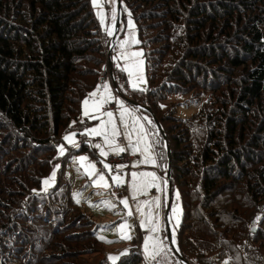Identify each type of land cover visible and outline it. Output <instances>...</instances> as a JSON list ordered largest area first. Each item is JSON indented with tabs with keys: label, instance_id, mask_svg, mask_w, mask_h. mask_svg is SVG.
<instances>
[{
	"label": "trees",
	"instance_id": "16d2710c",
	"mask_svg": "<svg viewBox=\"0 0 264 264\" xmlns=\"http://www.w3.org/2000/svg\"><path fill=\"white\" fill-rule=\"evenodd\" d=\"M123 3L136 25L147 82L142 92L130 89L114 67L111 89L150 109L166 136L171 194H178L181 214L178 253L188 264H264V0ZM93 14L88 0H0V264L25 263L32 222L40 223L38 231L52 227L50 243L65 226L88 219L60 172L47 195L32 196L28 185L39 184L57 160L63 169L65 159L88 148L83 131L93 121L81 117L80 102L99 84L106 56ZM129 105L144 123L163 178L162 136L152 117ZM179 105L195 112L183 120ZM68 133H75L77 150L66 148L58 158L56 146ZM91 240L89 230L66 234L63 242ZM59 246L62 258L75 254ZM139 263L134 253L119 264Z\"/></svg>",
	"mask_w": 264,
	"mask_h": 264
},
{
	"label": "rangeland",
	"instance_id": "374dc122",
	"mask_svg": "<svg viewBox=\"0 0 264 264\" xmlns=\"http://www.w3.org/2000/svg\"><path fill=\"white\" fill-rule=\"evenodd\" d=\"M89 6L93 10V15L95 20L98 22V32L102 35L106 42H104V49L106 52V56H104L103 64L99 69V75L103 69L108 70V63H107V56L109 48L111 50L110 60L112 63V68H117L116 70L122 71L124 76H126V86L130 89L132 88V82H137L138 87L137 89L142 92L146 88V75H144V61L142 60L143 50L139 45L138 35L136 34L135 30V22L130 18L128 7L123 3V0H118V6L120 9V27L117 30V36L115 41L112 43V47H110V43L113 37V27L115 24V13L117 11L116 0H95V5L93 0H88ZM213 14V13H212ZM236 18V17H235ZM242 19V18H241ZM221 27V24H219ZM175 32L179 31V28H174ZM206 30H208L206 28ZM226 30V28H225ZM111 32V34H109ZM107 34V35H106ZM150 34V33H149ZM155 34V33H154ZM232 38L235 39L234 35ZM150 47V46H149ZM153 47H151L152 49ZM228 52V51H226ZM134 53H140L139 56H134ZM246 63L248 60H245ZM223 67V66H222ZM226 66L223 68L225 69ZM124 69H129L133 72V76L130 78L128 72ZM217 70V69H215ZM229 68H226L223 72L228 71ZM241 70V69H239ZM231 71V70H230ZM231 76H238L242 75L243 73L237 71H231ZM215 73V72H214ZM225 79H229V75L226 73L224 74ZM114 77V76H113ZM142 77L143 82H139L138 78ZM223 81V80H222ZM225 81V80H224ZM100 82V77H99ZM222 84V83H220ZM105 85H107V92L105 91ZM219 85V84H218ZM140 89H143L142 91ZM98 90V91H97ZM96 92V97H90L89 94ZM111 94V99L109 102L105 103L99 112L93 110V102L98 100L101 95L107 96ZM87 94L86 98L82 99L80 102L81 106V117L84 119H88L93 121V123L87 127L86 130L83 131L84 136L86 138L85 143L88 144L89 140H97L100 139L99 142H92L86 145L87 150L83 153H74V155H70L67 159L64 160L65 164L63 169H61L60 160H57L55 164L47 172V176H43L40 180V183L31 186L28 185L30 188V194L32 196H38L39 194H46L48 190L53 187L56 183L57 179V172H60L61 175L64 177L65 181L69 185V190L71 192V199L73 204L77 206L79 212L83 214L85 217H88L86 220L77 219L75 223H70L68 218H66V226L62 229L63 232H59L56 236L51 239L49 243V232L52 229L51 226L49 227H42L43 231H38L36 227H40V223L33 222L29 226L35 233L33 236V240H31L28 246H23L26 248L27 251V259L25 263L23 259L19 262L17 260H13V264H48L44 261L45 256L49 258V264H119L124 257L129 256L130 254L133 255L134 253L138 254L140 257L139 264H148V261L145 259L147 255L144 251V242L145 240L151 235L154 237H158L160 241H162L163 252L156 257L155 260L151 262V264H181L178 257L173 254L178 253V245L176 242V227L178 221H180V211H179V200L177 199L176 192L170 195V202L167 200V190L164 184L165 179V169L163 178L156 172L157 169V159H155L153 154L152 146L149 143L148 136H145V143L151 146V154L153 159H155L156 163L153 165L151 163H142L144 160V156L140 155L139 152H133L132 150H128L123 152L128 159L130 160L126 164H119V165H126L122 170H118L115 165L108 164L105 160L107 156H114L117 155L112 153L107 147H105V151L108 152L107 156H101L99 154L100 150L95 147V145L100 144L103 146V138L100 136H93L88 135L87 130L99 127L101 125V121L106 120L107 117L103 115L106 111H111L114 114V123L118 126L121 135L117 137V142L124 147H127L128 140L125 138V128L122 124H120V112L121 107L120 105L123 104L125 108L131 113V116H126L125 120L130 124L132 117H135L139 120V123L143 125V121L139 114H137L135 109H133L129 104H126L125 100L118 94H116L111 89V82L107 81L105 84L100 85L97 84L91 92ZM207 95V94H205ZM89 100V104L87 108L91 115L99 116V119H92L90 116H85V105L84 101ZM168 101H177L175 97L168 99ZM193 106L183 107V105H179L178 109H176V115L180 118L185 120L186 118L191 117L192 113L195 112L193 110ZM144 115H142L143 117ZM144 128V127H143ZM68 133L67 135H70ZM66 135V136H67ZM74 141L77 143L76 136L73 137ZM137 139L136 134H133L132 140L135 142ZM63 146L65 151L63 154L60 153V147ZM141 148L144 147L142 143L140 145ZM57 148V157L60 158L66 154V148H72V151L77 150V147H74L72 143H69L63 138L62 143L56 146ZM121 154V153H120ZM119 154V155H120ZM84 156L87 157V161L85 165L88 163L94 164L96 168L97 174L103 173L109 187H98L95 186L94 181L97 179V176L94 175L89 177L85 172V167L81 166L79 162V157ZM108 164L111 166L112 171L109 172V169L105 168L104 165ZM53 172L55 173L54 178H52ZM132 172H147V173H155L157 180L156 184L159 185L157 187H149L144 194L137 193V200L132 199V187H131V173ZM120 174L124 183L120 186L116 185L112 181V175ZM48 180V183L45 184V181ZM122 187V195L117 196L114 192L115 188ZM27 191V190H26ZM28 192V191H27ZM26 198L21 199V203L26 201ZM154 198H159L160 207L158 209H154L153 215L156 217V222L158 224V231L156 233H149L145 230V228L141 227V221L143 217L140 216L139 213L136 212V204L138 201H151ZM122 199H127L129 203V208L132 210V215H128L129 209H126L121 203ZM40 207V206H39ZM166 209H168L166 213ZM146 210V209H145ZM38 212H41V208H37ZM37 212V213H38ZM36 213V214H37ZM77 225V228L74 230L72 225ZM126 227L121 230V225H125ZM170 230V242L167 239V230ZM59 231H62L58 229ZM93 231L94 237L96 242L91 240L90 242L87 241L85 243H81L77 246L70 244L66 245L63 242L64 236L66 234H77L78 232H85V231ZM38 233H41L39 236ZM123 236H130L131 239L122 238ZM31 236V235H29ZM29 237V238H32ZM103 239H102V238ZM29 238L27 240H29ZM172 242V244H171ZM27 242H24L26 244ZM71 247L74 250V255H66L63 258L61 255L63 254V250H61V246ZM43 248L44 250H42ZM80 248L84 249H91L90 251L82 250L79 251ZM66 250V249H65ZM72 251V250H71ZM41 252V256L38 257V262L35 261L37 254ZM73 252V251H72ZM37 253V254H36ZM35 255L34 261L31 260L32 256ZM110 256L118 257L117 260L112 261L109 259ZM22 257H25L23 255ZM30 259V260H29ZM54 260L55 262L53 263ZM225 261L220 262L219 264H224Z\"/></svg>",
	"mask_w": 264,
	"mask_h": 264
},
{
	"label": "snow or ice",
	"instance_id": "6c2138e0",
	"mask_svg": "<svg viewBox=\"0 0 264 264\" xmlns=\"http://www.w3.org/2000/svg\"><path fill=\"white\" fill-rule=\"evenodd\" d=\"M94 5H95V0H93ZM111 34V32L109 33ZM134 56H139L140 53H134ZM125 71L128 72L129 77L131 78L133 76V72L129 69H124ZM139 82H143L142 77L138 78ZM105 91L107 92V85L104 86ZM138 83L137 82H132V88L137 89ZM141 91L143 89H140ZM98 91V90H97ZM90 97H96L97 93L93 92L89 94ZM111 99V94L109 93L107 96L101 95L98 100H95L93 102V110L96 112H99L103 105L107 102H109ZM85 111L84 115L85 116H90V112L87 108V105L89 104V100H85L84 102ZM121 107V112H120V124H122L125 128V138L128 140V145L127 147L121 146L117 142V137L121 135V132L118 128V126L114 123V114L111 111H106L103 113L104 116L107 117L106 120L101 121V125L99 127H94L89 130H87L88 135H93V136H100L103 138V146L100 144L95 145L96 148L100 150L99 154L101 156H107L108 152L105 151V147H107L112 153L119 155L120 153H123L128 150H132L133 152H139L140 155L144 156V160L142 163H151L155 164L156 161L153 159L152 154H151V146L145 143V136L146 132L143 128V125L139 123V120L135 117H132L131 123L129 124L126 120V116H131V113L128 111L127 108L123 106V104L120 105ZM90 118L92 119H99V116L91 115ZM149 123H151L149 121ZM133 134H136L137 139L135 142L132 140ZM75 136V133H72L70 135H67L64 137L66 141L69 143H72L74 147H78L76 142L74 141L73 137ZM144 144V147L141 148L140 145ZM65 151L64 147H60V153L63 154ZM87 161V157L81 156L79 157V162L81 166L85 167V172L89 177H92L94 175L97 176V179L94 181L95 186H102V187H109V184L107 183L105 176L103 173L97 174L96 168L94 164L88 163L85 165V162ZM105 168L109 169V172L112 171V168L110 165L105 164ZM126 165H117L116 168L118 170H122ZM131 187H132V199L137 200V193L139 194H144L146 190L149 187H157L159 188V185L156 184L157 177L155 173H147V172H132L131 174ZM55 173L53 172L52 178H54ZM112 181L120 186L124 183L122 176L120 174L112 175ZM48 183V180L45 181V184ZM178 195V194H177ZM121 203H123L124 207L126 209H129L128 215H132V210L129 208V203L127 199H122ZM160 207L159 203V198H154L151 201H138L136 204V212L140 214L141 217H143L141 221V227L145 228L146 231L149 233H156L158 229V224L156 222V217L153 215L154 209H158ZM146 209V210H145ZM121 230L123 232V229L126 227L125 225H121ZM102 238V237H101ZM122 238H127L131 239L130 236H123ZM103 239V238H102ZM144 251L147 254L145 256V259L148 261V264H151L153 260L156 259L158 255L163 252V246H162V241L159 240L158 237L154 236H149L145 242H144ZM109 259L112 261H115L118 259L116 256H110ZM224 264H228V261H225Z\"/></svg>",
	"mask_w": 264,
	"mask_h": 264
},
{
	"label": "water",
	"instance_id": "95a60500",
	"mask_svg": "<svg viewBox=\"0 0 264 264\" xmlns=\"http://www.w3.org/2000/svg\"><path fill=\"white\" fill-rule=\"evenodd\" d=\"M116 6H117V11L115 13V24H114V27H113V37H112V41L110 43V47H112V42L115 41L116 39V36H117V30H118V27H120V9H119V6H118V0H116ZM111 50L112 48H109V51H108V56H107V63H108V74H109V77H110V82H111V86H112V89L115 90V80H114V77L112 76L111 74V70H112V62H110V56H111ZM126 104H131L132 106H135L137 107L138 109H141V111H144L145 113H147L150 117H152L153 121H154V125H155V128H156V131H158L161 136H162V142L165 146V158H166V166H165V179L163 180L164 181V184L165 186L167 187L166 190H167V200L168 202H170V194H171V186H170V180H171V172H170V166H171V158H170V149H169V146L166 142V136L164 134V132L161 130L160 126H159V122L157 120H155V117L152 115L150 109L146 108V107H141L131 101H126ZM168 209H166V213H167ZM167 239L169 240L170 242V236H171V233H170V230L168 229L167 230ZM172 244V242H171ZM173 254L175 256L178 257L179 261L181 262V264H188L181 256L179 253H174Z\"/></svg>",
	"mask_w": 264,
	"mask_h": 264
},
{
	"label": "built area",
	"instance_id": "2783aa9c",
	"mask_svg": "<svg viewBox=\"0 0 264 264\" xmlns=\"http://www.w3.org/2000/svg\"><path fill=\"white\" fill-rule=\"evenodd\" d=\"M100 85L105 84L107 81H110V77L108 74V70L107 69H103L101 74H100ZM100 139L97 140H89V143H92L94 141L99 142ZM88 143V144H89ZM108 164L110 165H119V164H126L128 163L130 160L128 159V157L125 154H120L117 155L116 157L114 156H107L106 160H105ZM122 187H117V189L115 188L114 192L117 196H121L122 195Z\"/></svg>",
	"mask_w": 264,
	"mask_h": 264
},
{
	"label": "crops",
	"instance_id": "0c3cea01",
	"mask_svg": "<svg viewBox=\"0 0 264 264\" xmlns=\"http://www.w3.org/2000/svg\"><path fill=\"white\" fill-rule=\"evenodd\" d=\"M106 35H107V34H106ZM116 41H117V40H116ZM116 41H115V42H116ZM121 154H123V153H121Z\"/></svg>",
	"mask_w": 264,
	"mask_h": 264
}]
</instances>
